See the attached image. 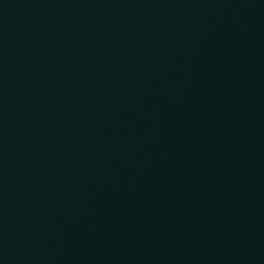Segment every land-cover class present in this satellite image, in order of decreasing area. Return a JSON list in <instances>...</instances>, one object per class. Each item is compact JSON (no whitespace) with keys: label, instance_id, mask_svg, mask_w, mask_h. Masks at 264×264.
<instances>
[{"label":"water","instance_id":"1","mask_svg":"<svg viewBox=\"0 0 264 264\" xmlns=\"http://www.w3.org/2000/svg\"><path fill=\"white\" fill-rule=\"evenodd\" d=\"M0 264H264V0H0Z\"/></svg>","mask_w":264,"mask_h":264}]
</instances>
